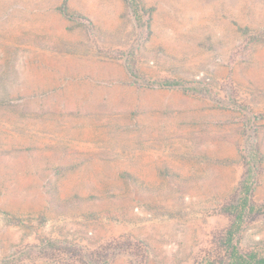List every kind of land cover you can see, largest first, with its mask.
Instances as JSON below:
<instances>
[{"label":"rangeland","instance_id":"rangeland-1","mask_svg":"<svg viewBox=\"0 0 264 264\" xmlns=\"http://www.w3.org/2000/svg\"><path fill=\"white\" fill-rule=\"evenodd\" d=\"M136 4L144 35L126 0H0V264L217 261L249 127L263 160L238 240L264 254V0ZM131 54L209 94L137 87Z\"/></svg>","mask_w":264,"mask_h":264},{"label":"trees","instance_id":"trees-1","mask_svg":"<svg viewBox=\"0 0 264 264\" xmlns=\"http://www.w3.org/2000/svg\"><path fill=\"white\" fill-rule=\"evenodd\" d=\"M129 4L134 6L135 16L139 27L144 32L149 33V26L147 23L141 21L140 13L145 12L144 8L136 4V0H126ZM59 10L70 19L79 18L77 15L70 14L68 12L67 3L64 2ZM148 12V11H147ZM146 12V13H147ZM145 13V14H146ZM135 59L133 54L127 57L126 67L129 75L132 78V83L137 87H146L149 89H179L184 92H193L195 94L206 96L209 94V90L206 87H192L188 88L187 83L178 80H164L162 82L150 81L145 79L139 71L135 68ZM238 108L242 111L249 112V107L240 105ZM258 120L259 117L256 116ZM251 132V133H250ZM245 165L246 171L244 177L241 180L238 194L231 202L228 214L232 215V223L226 230L221 240L222 255L217 261L208 260L202 264H264V254L258 250L253 249L248 252H244L240 249L239 245V233L243 224L249 219V217L255 211V204L252 200L254 187L257 183V177L262 168V156L259 151V147L256 139V132L252 127H249L247 133L246 147H245ZM44 250H64L67 253L76 252V247L68 245L66 243H55L52 241H44ZM101 254V253H99ZM94 254L86 255L84 263L96 264L93 256Z\"/></svg>","mask_w":264,"mask_h":264},{"label":"crops","instance_id":"crops-1","mask_svg":"<svg viewBox=\"0 0 264 264\" xmlns=\"http://www.w3.org/2000/svg\"><path fill=\"white\" fill-rule=\"evenodd\" d=\"M22 1L23 0H21V2ZM21 5L23 6V4H21ZM25 9L27 11L26 14H27V17H28L29 20H36L38 18H40V19L43 18V10H41V11L38 12L37 9L35 7H33V6H26ZM51 9H52V7L50 6L48 8V10L51 12ZM20 10L23 11L24 8H21Z\"/></svg>","mask_w":264,"mask_h":264}]
</instances>
